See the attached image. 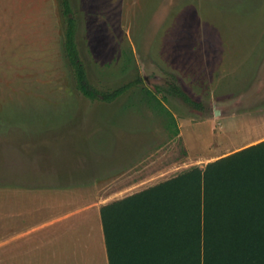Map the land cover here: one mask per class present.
<instances>
[{
  "label": "rangeland",
  "instance_id": "obj_1",
  "mask_svg": "<svg viewBox=\"0 0 264 264\" xmlns=\"http://www.w3.org/2000/svg\"><path fill=\"white\" fill-rule=\"evenodd\" d=\"M68 2L73 51L0 0V264H107L102 204L264 140V0Z\"/></svg>",
  "mask_w": 264,
  "mask_h": 264
},
{
  "label": "trees",
  "instance_id": "obj_2",
  "mask_svg": "<svg viewBox=\"0 0 264 264\" xmlns=\"http://www.w3.org/2000/svg\"><path fill=\"white\" fill-rule=\"evenodd\" d=\"M61 3L73 51L74 19ZM100 219L108 264H264V140L111 201Z\"/></svg>",
  "mask_w": 264,
  "mask_h": 264
},
{
  "label": "crops",
  "instance_id": "obj_3",
  "mask_svg": "<svg viewBox=\"0 0 264 264\" xmlns=\"http://www.w3.org/2000/svg\"><path fill=\"white\" fill-rule=\"evenodd\" d=\"M165 180V179H164ZM162 181V180H161ZM158 182H160V181H158ZM158 182H156V183H158ZM156 183H153V184H150V185H148V187L149 186H152V185H154V184H156ZM103 205H105V204H102L101 206H103ZM99 213H100V208H99ZM101 220V219H100ZM101 226H102V223H101ZM102 232H103V228H102ZM103 238H104V234H103ZM106 257H107V254H106ZM107 264H108V259H107Z\"/></svg>",
  "mask_w": 264,
  "mask_h": 264
}]
</instances>
